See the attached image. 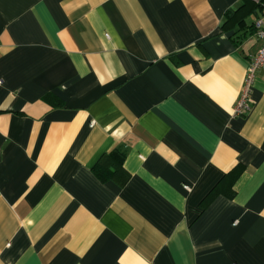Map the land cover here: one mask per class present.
I'll return each mask as SVG.
<instances>
[{"label":"crops","instance_id":"obj_1","mask_svg":"<svg viewBox=\"0 0 264 264\" xmlns=\"http://www.w3.org/2000/svg\"><path fill=\"white\" fill-rule=\"evenodd\" d=\"M262 14L0 0V264H264V66L234 113Z\"/></svg>","mask_w":264,"mask_h":264},{"label":"built area","instance_id":"obj_2","mask_svg":"<svg viewBox=\"0 0 264 264\" xmlns=\"http://www.w3.org/2000/svg\"><path fill=\"white\" fill-rule=\"evenodd\" d=\"M253 27L261 44L257 53L251 58L248 66L239 96L234 105L235 114H244L250 109L249 96L255 76V70L260 66H264V14L255 19Z\"/></svg>","mask_w":264,"mask_h":264},{"label":"trees","instance_id":"obj_3","mask_svg":"<svg viewBox=\"0 0 264 264\" xmlns=\"http://www.w3.org/2000/svg\"><path fill=\"white\" fill-rule=\"evenodd\" d=\"M124 153L114 149L105 155L94 165L93 171L101 180L113 179L116 173L123 171ZM123 182H120L122 184Z\"/></svg>","mask_w":264,"mask_h":264}]
</instances>
